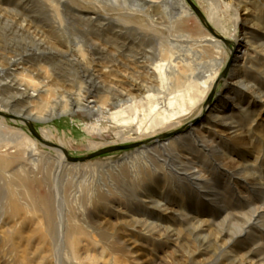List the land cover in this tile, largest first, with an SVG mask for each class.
<instances>
[{"label":"rangeland","instance_id":"374dc122","mask_svg":"<svg viewBox=\"0 0 264 264\" xmlns=\"http://www.w3.org/2000/svg\"><path fill=\"white\" fill-rule=\"evenodd\" d=\"M163 1L147 16L149 5L141 0H0V14L33 22L51 49H81L74 56L96 67L106 87L138 95L133 80L155 85L151 99L118 116L96 120L77 112L31 120L41 137L50 130L45 141L62 143L70 157L82 158L145 142L138 139L145 134L178 131L162 139L165 150L152 147L147 153L140 147L82 164L60 159L11 118L31 112L37 99L9 98L18 95V84L29 92L45 85L49 93L39 97L47 115L50 104L64 105L62 90L87 88L83 74L62 59L29 55L32 42L7 35L0 24V69L12 58L22 57L23 66L13 89L0 88V112L9 116H0V160L24 142L23 134L38 144L39 159L26 187L6 176L18 171L26 178L25 160L9 168L0 163V264H264V0H191L206 22L214 16L220 31L207 24L228 42L214 38L225 64L204 99L190 96L188 79L211 72L215 54L186 39L210 33L185 0L181 21L165 19ZM234 31L235 38L229 37ZM242 36L248 43L237 49L235 39ZM89 43L105 48L104 55L92 53ZM172 59L176 66L163 77L147 67L152 60ZM5 76L0 73L2 83ZM240 77L245 82L235 83Z\"/></svg>","mask_w":264,"mask_h":264},{"label":"bare ground","instance_id":"6f19581e","mask_svg":"<svg viewBox=\"0 0 264 264\" xmlns=\"http://www.w3.org/2000/svg\"><path fill=\"white\" fill-rule=\"evenodd\" d=\"M141 2L144 5L145 4L149 5L148 9H147V14L151 13V11L153 9H155V7L158 4H160V0H141ZM174 2L176 3L175 6L179 7L177 9V12H174L176 7L172 6ZM162 4L164 7L165 6L167 7V9H165L163 12V14H164L163 16L165 19H168V21H170V22H178V21H181L183 19L184 10L187 9L183 0H165L162 2ZM237 7H238L237 9H239L240 6L237 5ZM2 14L3 13L0 14V24H3L5 26V33L7 35H11V36H14L17 38H21V37L26 38L32 42V48L27 50L29 55H31V56L32 55H34V56L46 55L49 58L51 57V58H56V59H62L67 64H69L70 66L78 68V70H80V72L83 74V80L87 84L86 85L87 88H84V89H82L77 84H74V87L77 89V90L75 89L76 91H74V92H68L67 90H62L63 96H61V97L63 99L65 98L64 105L62 106L61 109H57L55 103L50 104V105H54V107L53 106H52V108L50 107L51 110L46 115V114L42 113L41 109H42V107H44V103L41 101L39 94L40 93L47 94V93H49V90L46 89L45 85L43 87H41L39 90L36 89V90H32L31 92H29V90L26 87L22 88L23 85L18 84L15 86L14 75H15V73L17 74L18 70L23 69V66H21V63H22L21 58L22 57L9 59V61H8L9 67L5 68V69H0V73H3L4 75H6L5 76L6 78L3 79L4 83H2L0 81V88L3 85H5V86L12 87L11 89H13V87L15 86L14 89L18 92V95H15V96L9 98L10 100H16L19 97L20 98L25 97V99L28 98L29 100L37 99V102H38L36 107H34L31 112L22 111L20 114H16L17 117L24 118V119L30 120V121L32 120L34 122H37V121L48 122L54 116H57V115H63V116L65 115L66 116V115H74L77 112H83V114L88 116V117H91V118L96 119V120H100V119H104L107 116L112 117V116H118L120 114L126 113L127 110L130 109V106H134L135 104L141 102L142 100L148 101L149 99H151L152 92H154V88H155V85L152 84V82L149 83L151 80L149 82L143 81V80L139 81V79L133 80L131 87L133 89H135V91L138 92V95H132V93H130L128 90L123 89L118 85L106 87V85H104L101 82V79H100L101 74L96 69V67L90 66L88 64L82 65L83 64L82 63L83 57H80L78 59V57L74 56V54L75 53L77 54L78 51H80L79 55L82 54L81 49L80 50H79V48L77 50L69 49V50L64 51V52H57L45 44L44 37H43V31L37 29L34 26L33 22H30L29 20L23 18L20 14L14 13L10 17H8V16L4 17ZM151 15H152V13H151ZM147 16H149V14ZM162 22H164V21L160 20V22L157 24H162ZM207 22L212 27H214L215 30L216 29L219 30L222 28V26L219 25L215 21L214 16L211 14H209V16H207ZM110 32H111V30H110ZM208 32L210 33L209 35H199L198 39H196V40H188V39L184 38V39H186V41H189L194 45L198 44V46L200 48L211 50L215 54L213 60L210 62L211 68H213L211 70V72H208L207 75H204V76H201L198 78L190 77L188 79L187 90L190 92V96H192L193 98H194V96H195V98L197 96L198 97L201 96L202 99L205 98L206 94L209 93L210 90L212 89V86H214L216 84V82L219 80V78H218V74H219L218 72L220 70L219 68L225 64V61L223 60L222 55H221V51H222L221 46H219V42L214 39V38H216L217 40L221 41L220 39H218V37H216L219 35L216 33V31H213L215 34H212L209 30H208ZM229 37L235 38V31L230 33ZM90 43L88 45L87 44L86 45L90 49V51H92V53H94L95 55H101V54L105 53V50H104L105 48H103V47L100 48V47L96 46L95 44L91 45ZM234 43H235L236 48L240 49L239 47H245L248 42L246 41L245 37L242 36L241 38L235 39ZM170 45L171 44L168 45L167 49L172 47ZM215 49H216V52H214ZM162 52L163 53H169L168 51H166V49H164ZM147 56H148L147 53L144 52V57H142V59L146 60ZM53 61H54V59H53ZM142 63H144V62H142ZM169 66H174V67L176 66L173 59L171 62H164L162 60H159V62H155L152 60L150 62V64H148L147 67H149L148 69L151 70L156 75L162 76L163 74L166 73V69ZM140 67H144V66H140ZM192 73H193V70H192ZM155 74H153V76ZM171 77L174 78V76H172V75H171ZM154 78H155V76H154ZM165 79L166 78H164V80ZM168 79L171 80L170 78H168ZM155 81H157V80L155 79ZM244 82L245 81H244L243 77H240V78H238L237 82H235V83L239 84V83H244ZM243 86H245V85H243ZM247 87H249V86H247ZM93 90L94 91L97 90V92L94 94ZM157 90H159V89H157ZM100 92L107 93V97H105V98H103V96L100 97V95H99ZM59 97H57V98H59ZM58 102L60 103V101H58ZM61 104H62V102H61ZM58 105H60V104H58ZM13 106H14V104H13ZM45 109H46V107H45ZM0 110H1V107H0ZM16 111H17V109H16ZM14 113H17V112H14ZM4 115L5 114H2L0 112L1 117H4ZM4 118H6V117H4ZM220 118H222V117H220ZM30 121H28V122H30ZM1 123L4 124L3 121H1ZM174 132L178 133L177 129ZM41 134H42V137L40 135H39V137L43 141L49 140L52 137V134H51L50 130H48V129H46L45 131H42ZM17 136H19V133L14 134V138H16ZM20 136H22V137L24 136L23 137L24 142L20 141L18 145L16 144L15 145L16 149H14V148L11 149L14 151L6 156V158H7L6 161L3 163V161L0 160V163L2 162L1 166H3L4 168H9L14 163L18 162V160H25L27 163V168L25 170L21 169V171H23L25 173L26 178H23V179L19 178L18 177V174H19L18 171L17 172L13 171L9 175L6 174V176L8 177L9 181H11L12 183L16 182V184L14 183V185L18 186L20 184V186H21V184H22L23 187H26L30 183V180L33 179V176H31V175L34 174L33 172L37 168V164L39 162V159H37V157H38V155H37L38 144L34 140L30 139L25 134L20 135ZM160 136L157 137L156 134H145V135L138 137V139L147 138V139L151 140L150 146L141 147L143 149V152L145 151L148 153V151H150V149L152 147H158L162 150L167 149L168 144L165 141H162V139H159ZM180 138H181V135H178L173 140H179ZM45 142H47V141H45ZM56 146H58V145H56ZM58 147H59V149H51V150L55 151L60 159L63 158V160L68 162L65 159L64 154H63V151H65L62 148L63 144L60 143V146H58ZM20 157H21V159H20ZM141 157H142V155H141ZM0 158H1V156H0ZM61 163H62V161H61ZM0 173L4 174L5 172L3 169H1ZM23 192L25 195H27L26 191H23ZM14 209H13V213L18 214L19 210H17V209L14 210ZM160 210L167 211V209H165L164 207H161Z\"/></svg>","mask_w":264,"mask_h":264},{"label":"water","instance_id":"95a60500","mask_svg":"<svg viewBox=\"0 0 264 264\" xmlns=\"http://www.w3.org/2000/svg\"><path fill=\"white\" fill-rule=\"evenodd\" d=\"M185 2L187 3V5L189 6V8L192 10V12L196 15V17L201 21V23H203V25H205V27L212 33V34H215L213 32V30L211 29V27L207 24L203 14L201 13V11L198 9V7L191 1V0H185ZM216 36V35H215ZM218 37V39H220L222 42L224 43H228L226 42L221 36H216ZM227 71V69H226ZM226 71H224L221 76H224V74L226 73ZM219 81V80H218ZM217 81V82H218ZM216 82V83H217ZM213 93V91H212ZM212 93L210 94L209 98L207 99V101L209 102L211 100V96H212ZM4 117H9L7 115H4ZM12 119L14 120H20L22 123H24L26 126H27V129L29 131V133L37 140L39 141L44 147L46 148H49V149H59L58 146L52 144V143H48V142H45L43 141L39 135L36 133L35 131V128H34V122L33 123H30L28 121L30 120H26L24 118H20V117H17L16 115L15 116H11ZM32 122V121H31ZM177 132H172V133H169V134H163L159 137V139H167V138H172L174 135H176ZM151 142V140H147L145 142H141V143H133V144H130V145H123V146H111V147H107V148H104L102 150H99L91 155H88L86 157H82V158H72L68 155V153L66 151H63V154H64V157L65 159L69 162V163H72V164H82L84 162H87L91 159H94L96 157H99V156H102V155H105V154H109V153H113V152H117V151H126V150H132V149H138L140 147H144L146 146L147 144H149Z\"/></svg>","mask_w":264,"mask_h":264}]
</instances>
